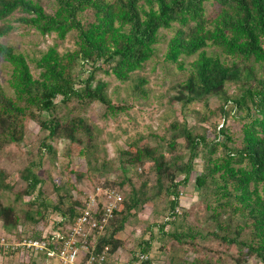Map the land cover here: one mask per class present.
Segmentation results:
<instances>
[{
	"label": "trees",
	"instance_id": "16d2710c",
	"mask_svg": "<svg viewBox=\"0 0 264 264\" xmlns=\"http://www.w3.org/2000/svg\"><path fill=\"white\" fill-rule=\"evenodd\" d=\"M16 13L20 16L13 19ZM13 20L56 37L46 51L33 56L0 43V57L12 68L7 85L0 84V152L22 147L30 121L38 123L44 134L38 160L29 158L11 174L0 171V223L5 231L0 236L11 240L23 223L36 226L48 220L51 212L60 217L52 230L66 237L90 193L98 187L111 188L122 200L104 222L107 200L102 193L96 195L99 227H87L86 239L89 244L97 240L94 248L81 250V262L108 248L105 262L110 264L108 256L124 245L119 235L128 219L148 204L160 205L157 201L162 198L164 222L144 229L149 236L138 242L129 264L141 255L148 257L142 264H152L150 253L157 239L170 264L219 262L226 250L216 251L219 256L214 260L201 256L203 242L210 239L227 248L239 247L234 264H247L252 258L264 264V0H55L52 12L40 0H0V37L16 29ZM167 30L172 36L163 60L184 77L173 87L176 94L171 102L186 108L203 100L204 110H190L197 122L194 127L177 118L168 128L170 137L167 133L160 137L161 144H149V138H158L156 134L129 140L128 148L120 151L122 164L114 170L101 157L96 127L84 112L94 102L105 105L112 115L129 106L112 102L109 82L99 80L95 86L93 82L103 71L129 82L134 96L148 99V78L140 71L159 59V45L166 40ZM72 32L75 48L61 51ZM190 57L193 60L188 64ZM86 63L93 70L80 80L76 69ZM211 100L218 105L213 107ZM229 119L239 124V131L224 124ZM58 138L69 141L65 153L68 178L64 180L59 172L47 185L38 172L47 156L56 166L59 157L52 141ZM75 156L87 161V172L72 168ZM198 159L202 169L195 183L208 209L203 224L192 222L190 210L180 202ZM91 171H113L117 179L94 181L88 194L72 176L83 182ZM47 187L57 193L56 202L49 200ZM14 190L13 202L4 204V193ZM28 196L33 199L26 204ZM184 246L198 256L184 260ZM14 254L0 249V256Z\"/></svg>",
	"mask_w": 264,
	"mask_h": 264
},
{
	"label": "rangeland",
	"instance_id": "374dc122",
	"mask_svg": "<svg viewBox=\"0 0 264 264\" xmlns=\"http://www.w3.org/2000/svg\"><path fill=\"white\" fill-rule=\"evenodd\" d=\"M45 6L48 12L53 11L55 0H40ZM211 14H213V6H209ZM20 14L16 13L12 18L19 17ZM3 22L0 21V25ZM12 23L16 26V29L8 33L5 36L0 37V43L11 45L19 51H25L32 56L39 54L41 51H46L50 46L54 44L55 34L42 35L35 29H29L22 27L20 23L13 20ZM167 35L160 45L159 59L151 60L147 63V66L140 71V73L148 78V89L149 98L144 99L133 95V90L129 82L123 83L115 78L113 75H106L103 71H99L96 75V80L93 82V86L97 85L99 80H104L110 83L108 89V95L114 104H126L128 109L125 112L117 113L112 115L106 112L105 105L100 102H94L87 107L84 112L88 120L94 124L98 133V142L100 144V155L106 157L111 162L112 169H117L121 166L120 151L128 148V141L137 137L138 135L148 136L149 134H156L158 138H149V144L156 146L161 144L160 137L168 133V128L178 118L182 123H185L187 127L196 126L195 115L190 111L193 109L204 110V101L197 100L187 108H182L181 105H175L171 102V97L176 94L174 86L177 82L181 81L184 77L177 74L176 66L164 62L163 55L167 48L168 39L172 36L171 31H164ZM75 48V34L70 33L61 47V51L73 50ZM211 50V48L209 49ZM193 60V57L187 59L189 64ZM11 66L8 62L0 57V84L6 86L8 79L11 74ZM35 70V69H34ZM93 70L90 63L84 64L83 67H78L76 72H80L79 79L83 80L88 77L89 72ZM37 73V71H35ZM210 104L215 107L218 105L216 100H211ZM223 121L220 122V127L223 125ZM233 132L239 131V124L233 119H229L224 123ZM44 134H42L41 128L38 123L30 121L28 124V131L26 135V142L20 149L11 148L8 151L0 152V171H6L10 174L19 171V169L28 163L29 158L38 160L36 156L40 142ZM180 142L183 143L181 140ZM52 145L58 151V162L56 166L53 162L48 159V156L43 160V167L39 170L38 174L40 177L49 181L50 177L57 178L59 172L63 175L66 180L67 173L65 167L68 163L66 157V151L68 149L69 141L63 138H58L52 141ZM186 155L188 152L184 150ZM92 165H95L94 163ZM126 167V166H125ZM72 168L79 172H87L89 169L88 163L84 158L75 156L72 159ZM94 169V166H92ZM202 169V161L198 159L196 162V168L192 173L189 183L187 184L183 194L181 195L180 202L185 208L189 209L191 213V221L199 224H203L204 217L207 213L206 202L200 197V191L196 186L195 180L200 174ZM140 172V171H139ZM133 174V172H131ZM80 190L86 193H90L93 190V183L96 180L105 182L106 180H116L117 174L113 171H104L99 173L97 171L89 172V177L83 182H80L76 177L72 176ZM182 176L179 177L181 179ZM20 184L15 186L19 188ZM49 185V182L48 184ZM49 189V190H48ZM51 187H47L49 200L56 202L58 195L56 192L50 190ZM16 190L13 192H6L3 195L2 201L4 204L13 202L16 197ZM88 193V194H89ZM75 196L77 192H74ZM93 194L90 193V195ZM89 195V196H90ZM33 199L32 196L25 198L26 204ZM162 199V198H161ZM159 199L157 202L160 205L148 204L145 209L140 212L137 216H131L126 223L125 229L119 235L123 240V247H121L114 256H108V262L110 264H129L133 258L132 251L137 247L138 242L144 236L148 238L149 233L145 234L144 229H149L154 224H160L164 222V218L167 214L163 215L165 206L161 204L162 201ZM164 203V202H163ZM60 220L59 215L50 212L48 220L39 223L36 226H30L23 223L20 227L24 236H45L53 229V223ZM0 223V232L4 233ZM155 233H158L157 228H154ZM18 232V230H17ZM0 233V234H1ZM22 235L16 236L18 240ZM176 242H174V245ZM161 241L159 239L153 242V249L150 253L152 264H170L169 255L167 252L161 249ZM171 245V242H170ZM203 252L201 256L216 259L219 254L216 251H225L226 254L222 257L219 262L214 264H234V256H237V250L239 247L232 246L231 248L225 247L224 244L219 243L215 239H210L203 242ZM211 249V250H209ZM228 254V255H227ZM182 257L188 260H193L198 256L191 247L184 246L181 250ZM47 259H43L38 256H34L29 252L19 251L13 256H0V264H46ZM247 264H262L257 258H252Z\"/></svg>",
	"mask_w": 264,
	"mask_h": 264
},
{
	"label": "built area",
	"instance_id": "2783aa9c",
	"mask_svg": "<svg viewBox=\"0 0 264 264\" xmlns=\"http://www.w3.org/2000/svg\"><path fill=\"white\" fill-rule=\"evenodd\" d=\"M102 193L107 200L106 214L104 222H107L112 217L113 210L117 207L118 202L122 200V195L111 188L102 189L97 188V192L89 196L86 201V207L82 210L80 217L75 222L74 226L68 230L67 236H63L60 232L51 231L45 236L22 235V228H17L16 235L9 240L7 237L0 236V249H7L18 253L19 251H26L34 256L40 257L41 254L47 253L48 262L55 260L57 264H106L108 248L102 254H91L85 262H81V250L89 251L90 248L95 247L96 240L92 244L87 243L86 231L89 229H96L99 224L95 218L97 212L96 195ZM179 212V209H177ZM104 228L101 226L100 230ZM22 235L18 240L16 236ZM49 235L53 236L50 241ZM52 243L55 247H52ZM59 245V246H58ZM147 256H139V259L134 264H142Z\"/></svg>",
	"mask_w": 264,
	"mask_h": 264
}]
</instances>
